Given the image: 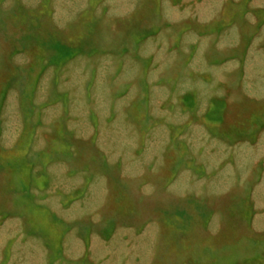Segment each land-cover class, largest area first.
I'll return each mask as SVG.
<instances>
[{"label":"rangeland","instance_id":"rangeland-1","mask_svg":"<svg viewBox=\"0 0 264 264\" xmlns=\"http://www.w3.org/2000/svg\"><path fill=\"white\" fill-rule=\"evenodd\" d=\"M0 264H264V0H0Z\"/></svg>","mask_w":264,"mask_h":264}]
</instances>
